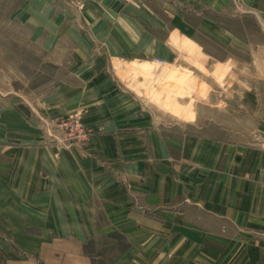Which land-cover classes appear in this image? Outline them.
Returning <instances> with one entry per match:
<instances>
[{
  "label": "crops",
  "instance_id": "1",
  "mask_svg": "<svg viewBox=\"0 0 264 264\" xmlns=\"http://www.w3.org/2000/svg\"><path fill=\"white\" fill-rule=\"evenodd\" d=\"M84 1L89 17L80 22L90 31L63 15L36 35L48 26L44 47L73 48L71 78H59L37 105L47 118L78 116L89 139L35 144L44 132L35 134L24 113L29 131L0 126V241L58 234L85 251L89 239L96 257L108 253L107 264H264V114L197 109L209 98L183 103L190 117L166 109L155 98L162 89L150 84L160 69L132 65L177 58L162 49L176 45V17L158 15L152 0ZM171 2L164 10H177ZM9 114L18 120V108Z\"/></svg>",
  "mask_w": 264,
  "mask_h": 264
},
{
  "label": "rangeland",
  "instance_id": "2",
  "mask_svg": "<svg viewBox=\"0 0 264 264\" xmlns=\"http://www.w3.org/2000/svg\"><path fill=\"white\" fill-rule=\"evenodd\" d=\"M157 1L146 3L156 7L158 15L176 17L178 36H172L176 47L162 44V49L171 47L177 58L171 61L159 59L153 64L134 61L132 66L141 70H149L151 66L160 69L161 74L150 82L151 87L163 91L155 94L159 103L182 117H190L193 109L183 103L201 102L202 98H209L211 104L197 109L208 114L222 115L226 108L230 111L252 110L258 116L263 115L264 0ZM167 2H174L177 10H164ZM84 8V0H0V111L3 117L0 126L3 133L11 130V124L18 132L29 131L20 117L24 113V116L28 114V124L34 127L35 134L44 132L42 139L37 136L35 144L70 145L63 139L66 130L61 121L75 115L47 118L43 116L42 106L37 105V97L52 91L59 78L70 77L65 65L72 57L73 48L64 43L56 44L53 50L44 47L41 37L49 34L47 25L41 37L35 38L42 30L43 22L63 15L78 21L81 32L90 31V27L80 22L89 17ZM148 16L146 11V18ZM245 99H256L257 107L243 105ZM223 101H229L228 105L224 107ZM218 102L219 108L212 106ZM10 108H18V120L13 119L14 122L10 121ZM259 121L257 118V126ZM25 144V138L18 139V146ZM33 230L39 229L34 227ZM1 236L0 264H107L108 253L98 252L102 257H96L90 250L89 239L87 250L75 251L73 236ZM100 240L106 243L107 239L102 237ZM29 241L34 246L32 250L25 249ZM80 255H86V258Z\"/></svg>",
  "mask_w": 264,
  "mask_h": 264
},
{
  "label": "built area",
  "instance_id": "3",
  "mask_svg": "<svg viewBox=\"0 0 264 264\" xmlns=\"http://www.w3.org/2000/svg\"><path fill=\"white\" fill-rule=\"evenodd\" d=\"M61 125L66 130V135L63 137L65 143L71 145L74 142H77V139L79 142L81 140L86 141V139H89V130L78 116L62 120Z\"/></svg>",
  "mask_w": 264,
  "mask_h": 264
}]
</instances>
